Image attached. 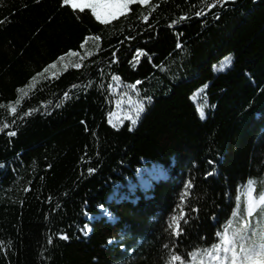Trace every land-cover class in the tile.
I'll return each mask as SVG.
<instances>
[{
    "label": "trees",
    "instance_id": "trees-1",
    "mask_svg": "<svg viewBox=\"0 0 264 264\" xmlns=\"http://www.w3.org/2000/svg\"><path fill=\"white\" fill-rule=\"evenodd\" d=\"M117 80L134 125L109 122ZM262 177L264 0L134 1L107 23L0 0V264L185 261Z\"/></svg>",
    "mask_w": 264,
    "mask_h": 264
},
{
    "label": "snow or ice",
    "instance_id": "snow-or-ice-1",
    "mask_svg": "<svg viewBox=\"0 0 264 264\" xmlns=\"http://www.w3.org/2000/svg\"><path fill=\"white\" fill-rule=\"evenodd\" d=\"M134 0H62V3L66 6H70L72 10L91 9V13L98 21L107 23L111 19L122 15L128 11L129 4H132ZM141 3H147L148 0H140ZM223 4L224 0H218ZM208 7H212L211 4ZM196 16H202V12H196ZM147 19V17H145ZM181 19H184L181 17ZM173 24H177V21H172ZM179 47V45H177ZM143 51V50H141ZM79 67V65H77ZM143 105H139L136 110V114L139 115L143 111ZM15 111V109H12ZM200 116L205 115L203 108H199ZM135 123V120L133 121ZM9 135H15L14 132ZM211 174V173H207ZM259 202L264 203V193L259 197ZM254 208V198L251 189L248 192V206L247 213L252 215ZM215 219V218H214ZM182 229L179 224H176L173 229V233L179 236ZM248 231L252 232V236L249 237ZM218 241L211 245V248H205L204 254L211 257L216 264H264V227H261L257 232L256 229H248V221L244 222V225L238 229H231V235L229 230L225 229L223 233H216ZM66 238V237H65ZM197 249V252H200ZM172 260H180L179 255L170 257Z\"/></svg>",
    "mask_w": 264,
    "mask_h": 264
},
{
    "label": "rangeland",
    "instance_id": "rangeland-1",
    "mask_svg": "<svg viewBox=\"0 0 264 264\" xmlns=\"http://www.w3.org/2000/svg\"><path fill=\"white\" fill-rule=\"evenodd\" d=\"M224 65L227 66L228 62L225 61L223 63V66ZM113 92L115 94V98L113 109L109 114V122L116 127L121 126L126 121H129L132 125L137 123L144 110L139 115L136 114V110L141 104L143 105L144 109V101L141 97H139L140 94L135 89V85L128 86L117 80L113 88ZM202 98L203 96L201 93H196L194 95V99L197 102L199 108L202 107L203 110H205V102H203ZM134 120L135 123H133ZM168 175V172H164L161 174V177L167 178ZM249 189H251L254 198V208L251 216H249L247 213ZM262 193H264V177L261 179H250L246 185L240 189L237 196L235 209L223 231L228 229L229 235H231V229H238L242 227L245 221H248V229H256L257 232L261 227H264V203L259 202V197ZM182 218L183 214L178 217L176 224H179ZM223 231H219V233H223ZM248 235L251 237L252 232L248 231ZM200 250V252L196 251L195 255H190L188 258L189 260L187 259L185 261H179L170 259L169 264H216V262L213 261L210 256L204 254V249ZM172 256L175 255L173 254Z\"/></svg>",
    "mask_w": 264,
    "mask_h": 264
}]
</instances>
